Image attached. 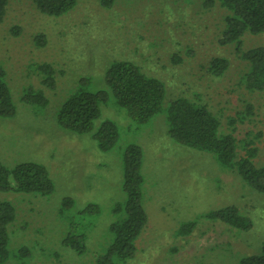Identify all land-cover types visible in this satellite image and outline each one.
Instances as JSON below:
<instances>
[{"label":"rangeland","instance_id":"obj_1","mask_svg":"<svg viewBox=\"0 0 264 264\" xmlns=\"http://www.w3.org/2000/svg\"><path fill=\"white\" fill-rule=\"evenodd\" d=\"M225 15L217 0H114L109 7L100 0H76L59 17L40 14L32 0H7L0 21V65L14 115L0 117V164L42 166L52 192L0 193V201L15 210L4 264H92L109 244L112 208L124 200L128 146L141 150L147 224L125 264H237L260 254L264 194L222 169L211 153L179 145L167 134L169 103L198 101L218 119L221 134L236 139L239 156L253 148L252 163L264 165V92L245 89L248 63L234 46L218 43ZM39 36L45 40L41 47L35 43ZM256 47L264 48V33L245 34L241 51ZM217 58L227 66L213 76L208 65ZM114 63L131 64L163 85L161 111L147 123L131 122L106 88L103 76ZM42 64L54 71L52 90L41 84L36 67ZM79 90L108 94L94 122V127L103 120L117 126V141L108 151H99L91 135L57 125L61 103ZM27 93L42 96L46 104L23 102ZM226 207H235L249 227L205 218ZM188 225L191 229L182 234ZM68 235L84 236L83 255L63 246Z\"/></svg>","mask_w":264,"mask_h":264},{"label":"trees","instance_id":"obj_2","mask_svg":"<svg viewBox=\"0 0 264 264\" xmlns=\"http://www.w3.org/2000/svg\"><path fill=\"white\" fill-rule=\"evenodd\" d=\"M114 0H100L102 7H109ZM226 12L218 43L221 46H234L241 58L248 63V72L243 75L245 89L264 92V48L242 49L245 34L264 33V0H217ZM35 9L49 17H59L68 13L76 0H32ZM7 0H0V21L6 11ZM44 38L39 36L35 43L41 47ZM224 59H213L208 71L220 76L226 69ZM41 84L46 89H54V71L50 65H37ZM5 71L0 65V117L14 115L10 91L4 80ZM105 86L111 97L122 107L126 117L133 123L142 125L161 111L164 97L163 85L154 78L146 77L137 67L128 63L110 65L103 76ZM108 94L90 93L79 90L61 103L57 115V125L76 134H89L99 151L110 150L118 138L117 126L110 120L101 121L97 127L94 122L99 118L98 104L106 102ZM23 102L43 106L46 99L40 95L25 94ZM167 134L175 143L192 149L211 153L222 169L231 170L239 179L254 191L264 194V165L254 166L252 159L255 149L246 148L243 156L237 152L236 139L231 134H221L218 119L198 101L186 98L171 101L165 109ZM241 120V117L239 118ZM232 123V122H231ZM141 150L128 146L123 156L122 192L124 200L112 208L114 220L108 226L109 244L101 254H95L92 264H125L135 255V242L147 224V214L143 207V178L140 173ZM23 193L48 195L52 183L45 169L34 163H21L8 169L0 164V193ZM91 206L85 209L89 210ZM15 218L11 203L0 201V264L8 257L7 227ZM209 220L219 221L233 228L249 227V222L239 215L235 207H226L205 215ZM193 225V224H192ZM191 225L183 227L181 233H188ZM63 246L73 249L77 255L85 253L84 236L68 235ZM22 254V252H21ZM237 264H264V246L260 254L247 256Z\"/></svg>","mask_w":264,"mask_h":264}]
</instances>
